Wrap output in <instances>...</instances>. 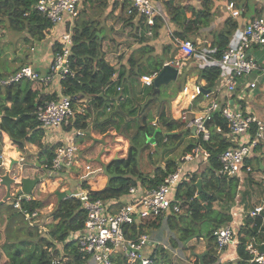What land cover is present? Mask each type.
I'll return each instance as SVG.
<instances>
[{"label": "trees", "instance_id": "trees-1", "mask_svg": "<svg viewBox=\"0 0 264 264\" xmlns=\"http://www.w3.org/2000/svg\"><path fill=\"white\" fill-rule=\"evenodd\" d=\"M37 0H0V16H7L10 26H14L19 29H26L30 36L35 39H40L44 36V31L48 27V21L41 15V13L34 8V4ZM98 4L105 5L104 0H94ZM164 6L168 9L171 14L170 20L178 27L174 29V33L181 38H187L193 36L198 32L200 27L205 26L207 23L206 18L210 15L206 9H200L195 12L198 18L183 19L179 22L183 15L182 6L176 5L170 0L163 1ZM97 4V7L99 6ZM126 6V3H123ZM116 17H125L123 12L118 11L115 14ZM126 22L131 23V19L135 16V12L127 15ZM204 17V21L201 17ZM139 31L133 32V35L137 37V43L139 49L145 52H151L150 44L145 39V20L142 16H139ZM93 19L88 16L87 20L75 22L73 26L72 38L73 45L71 47L70 62L74 69V75L72 77H66L60 80L62 92L68 95L71 99L72 106L77 99L82 97H89L91 99V107L97 111L99 117L100 114L108 110V116L100 122L99 130L105 132L111 127L118 126V131L128 139L129 145L127 153L124 157L113 158L105 164V172L107 175V182L105 186L100 190H90V193L95 197H100L104 200L117 199L121 194L125 193L130 185L139 183L141 186L147 188L157 185L163 180V177L170 171H172L177 163L174 159H167L164 165L156 164L151 170L145 172L141 171L138 167L140 149L144 146L167 143L168 141H175L178 134L173 131L178 130L181 125H184L183 121L172 118L169 110L170 99L181 90V81H178L172 92L164 100L160 91H153V84L145 85L140 81V73L137 69V60L135 61L132 54L127 58V63H123L118 67L110 64L102 56L100 50V34L99 27L92 25ZM229 20H226V23ZM3 21L0 20V23ZM162 22L156 20L154 26V35L159 33V28L162 27ZM236 26L235 21H231L230 26L226 32L230 33ZM97 32H99L97 34ZM220 30L216 33L215 51H208L207 53L211 57H219L222 49L226 44V33H221ZM194 38V37H193ZM195 39V38H194ZM195 45V52L190 58L195 59L196 53L199 52V45L197 40H192ZM57 42L53 43V53L57 48ZM162 53L167 58H170L176 51L175 47L170 44H164L161 47ZM209 59V58H208ZM212 60V59H209ZM128 65V66H127ZM220 65L213 62L209 65L205 64L200 67L198 72V80H204V87L211 88L216 82L220 73ZM115 75V77H113ZM184 76H182L183 78ZM11 86V85H10ZM10 86H7L9 89ZM119 87V89L117 88ZM1 88V87H0ZM8 93V92H7ZM8 98L10 96L8 95ZM56 95L51 94L47 99H55ZM6 101V99H5ZM3 103V104H2ZM4 101L0 103V109L5 107L8 111V121H11L14 116L22 117L26 120L25 125L18 124L15 120L13 125L17 124L20 126L23 135L21 137L12 138V141L18 146L20 150L24 149L26 142L36 143L40 149V153L45 154V158L41 160L38 158L40 164L49 163L53 149L56 145L43 144L39 141L42 136V128L38 121L35 119L33 110L35 106L31 104L32 112H25L19 103L13 101L10 108L3 106ZM243 108V107H241ZM75 115H81L76 113ZM75 117L73 122L68 124L78 125L81 118ZM155 120V122H152ZM209 129V138L207 140H201L198 136L197 140L203 144L211 152V156L208 162L212 168H219V161L217 154L223 149L232 145V140L228 134V127L226 120L223 118L220 110L213 112L210 120L206 122ZM84 124H82V127ZM220 130L217 131L216 128ZM255 127L252 125L250 131L253 133ZM152 138V140L150 139ZM189 143L185 151L189 150L190 147L197 142ZM184 151V152H185ZM153 151L149 150L148 156L151 158ZM209 174L204 177V174L191 171L188 174L189 179L185 181L186 194H193L196 191L195 180L201 178V191L197 195L193 196L189 201L184 200L181 202L182 211L173 212L168 215L167 227L177 231L181 241H185L188 237L194 236L201 232L202 228H205L208 233L206 253L202 257L203 264H209L217 261V251L215 248L214 236L212 230L209 231L208 227H218L224 223L231 221L233 216L230 212H224L225 214L220 219H212L209 223L198 225L197 223V211L200 208H211L213 203L220 199L221 201H227L231 205L227 206V210L233 206L242 205V223L239 228V232H243L251 237L255 246L259 250H264V214L251 216L249 214L250 209L262 199L264 188L259 182L251 180L249 173L245 178V184L237 187V177H227L217 174L214 169L210 167ZM211 170V171H210ZM201 174V175H200ZM228 181V182H226ZM258 186V188H256ZM86 187V186H84ZM240 190V194L236 197V194ZM178 193V192H177ZM196 193V192H195ZM237 198L234 203L232 200L234 195ZM45 196L43 192L38 190L36 198L30 202H23V205L32 209L39 208L45 205L44 201H41V197ZM225 196V197H224ZM255 197V199H253ZM56 206L53 210L55 222L49 223L50 235H46L45 232H38L37 226L29 228L27 234H29L28 240L21 239L20 244L14 245L13 256H9L7 253L8 264H23L25 259L26 263L30 264H55L56 258H65L69 263L77 264L80 260L81 254L78 252L77 245L74 239L70 238L69 233L74 232L82 226L85 212L81 206V201L75 196H66L60 201L55 202ZM11 206V205H10ZM13 209V208H12ZM183 211H187L185 214L188 215V222L197 227L194 228L189 224H184L181 227L178 226L177 220L182 217ZM199 212V211H198ZM197 219V220H196ZM156 225L157 222H151ZM150 224V225H151ZM35 228V230H34ZM144 229V226L136 222L129 225L126 229L129 236H135L137 231ZM69 235V236H68ZM10 238L5 239L1 246L5 251L6 246H11ZM17 241V240H16ZM10 242V243H9ZM29 244V249L25 253V259L19 258V255L23 253V243ZM173 244L175 240L172 241ZM155 249L152 253H157ZM6 252V251H5ZM160 259L158 264H174L169 256L163 253V250L158 252ZM237 261L236 264H258L250 261L247 253L245 252L244 244L238 242L236 244ZM158 255L155 256L157 258ZM13 261V262H12ZM199 258L196 257V262H199ZM32 262V263H31ZM160 262V263H159ZM118 264H123L122 260L118 261ZM153 264V263H152Z\"/></svg>", "mask_w": 264, "mask_h": 264}, {"label": "crops", "instance_id": "crops-1", "mask_svg": "<svg viewBox=\"0 0 264 264\" xmlns=\"http://www.w3.org/2000/svg\"><path fill=\"white\" fill-rule=\"evenodd\" d=\"M102 1V0H101ZM106 2L105 5H102L101 3L98 4L94 0H84L83 3L80 6L79 14L77 17L76 22L87 20L88 16L91 17L89 14H96L98 8H100V12H102L103 17L100 19L91 17L93 19L92 25L99 27L100 29H113L117 30L115 32H112L110 37L106 33L100 34V50L102 53V56L107 60L110 64L114 65L115 67H118L119 65H122L123 63H127V58L132 54L133 59L137 60V69L138 73H140V81L142 82V77L146 76L147 73L151 74V72L160 70L164 62L172 59V58H180V52L177 50V46L173 43L170 33L168 32L167 28L162 25L161 28H159V33L154 38V42L156 41V44L150 43L153 45L150 46L152 49L151 52H145L139 49V45L132 46V48L127 52H122L121 48H123L122 44L119 42L118 48L119 50L114 51H106V48L110 45H114V40L119 41L121 39H128L131 38L126 34L124 36L121 34L119 36L118 30L122 28V26L126 31L134 29L135 31H139V17L134 16L133 19H131L130 22H126L127 14L124 10L123 1L122 0H104ZM228 1L231 0H173V3L176 5L182 6L185 10H183V15L180 18L179 22L183 19H187L194 17L198 18L197 14L195 12L197 10L206 9L207 12H209L208 19L201 17L205 23H207L205 26L200 27L199 33L188 36L187 39L190 40H197L199 45V52L196 53L195 59L194 58H185V60L180 59L182 62V65L180 69L178 70L177 78L169 83L171 85L166 86L164 88V97H162L164 100L167 99V96L172 92L173 88L178 82V78L181 81V90H179L169 101V112L172 116V118L177 119L179 121H183L179 113H175V110H179L180 113H184L186 116V119H189L196 114H199L203 107H205L210 100H217L222 105L228 103L232 106L237 107H243L245 110L252 112L255 114L258 118L262 119L264 121V76L260 75L257 70L253 71L250 74H246L243 77L239 79L238 85L236 89L232 92H228L225 90V88L221 85V83L216 80L214 85L211 88L204 87L205 81L204 80H198V72L200 67L204 66L205 64L209 65L214 62V60H209L204 53L206 54L208 51H215L216 45L214 44L216 39V33H218L220 30H222L221 33H226V44L234 43L236 40H238L242 35L243 27L246 25L247 22H249L251 19L258 17L261 15V13L264 10V6L262 3V0H233L235 2L236 7L239 8V14L236 16H232L229 11L226 8V4ZM97 4L99 5L97 7ZM96 7V8H95ZM120 11L123 12L124 16L123 19L120 17H116L115 14ZM166 12V11H165ZM168 17V29L171 30V32L174 33V29H177L178 27L170 20V15L166 13ZM7 17V16H2ZM0 16V20H2L3 24L6 22L4 19H2ZM226 20H229L226 23ZM123 21L127 24H123ZM231 21L236 22V26L232 29L230 33H227L226 30L230 26ZM9 22V21H8ZM2 25V24H0ZM7 26H10V23H8ZM166 30H165V29ZM123 29V28H122ZM164 29L165 31L163 32ZM24 31L25 38L32 39V43H30L29 47L27 49H24L20 51L17 47L14 48V54L7 56V59H13L12 57L15 55L13 62L14 64H11V67L6 71H0V76L8 75L15 70L19 68L22 64L29 63L34 66L35 69L38 70V72L43 75L47 72L48 64L52 58L53 55V43L56 41V38L58 34L54 33V30H52V34L49 32H46L44 36L40 39H35L30 36L29 32H27L26 29H21ZM60 29H57V31ZM101 31V30H100ZM99 32H97L98 34ZM154 34V33H153ZM164 34V36H163ZM195 39H194V38ZM181 38V37H179ZM6 39V37L0 36V41H3ZM148 41V40H147ZM159 43H158V42ZM117 43V42H116ZM165 43L173 45L176 48V51L170 58H167L164 56V53H162L161 49L158 48L159 44ZM162 46V45H161ZM172 46V47H173ZM134 47H137L133 50ZM224 49V48H223ZM133 50V51H132ZM248 54L252 56L259 64L264 63V45L260 44H254L249 50ZM18 56V57H17ZM215 58V57H213ZM23 63H21V62ZM142 61H145L148 72L140 71V63ZM128 66V65H127ZM148 74V75H149ZM182 76H184L182 78ZM115 77V75L113 76ZM168 85V84H167ZM200 85L202 90L208 89L209 92H203V94H197L194 97L190 98L188 94L192 92L194 89V86ZM160 91V88H159ZM8 92V93H7ZM62 89L60 85L59 79H54L52 82L45 84L40 81H22L15 83L9 87V89L6 87L0 88V103L4 101L3 106H6L7 108H10L11 103L13 101H16L19 103V107L23 109L25 112H32L31 109L33 106H36L39 102L47 99L50 97L51 94H55L56 98L61 94ZM205 93H207V96H205ZM8 95L10 98H8ZM6 99V101H5ZM3 104V103H2ZM83 108V111L80 112L79 110ZM74 113H81L84 115H75V117H83L81 118L78 125H63L59 128H55L52 130H46L42 128V136L40 137L39 141L43 143L44 145H51V144H60L62 142L67 141L68 139L74 140L78 144V154L79 159L76 161L74 166L67 171H63L59 173L57 176H48L46 170L42 167L44 165L40 164V166L35 165V161H38V158L43 160L45 158L44 153H40L39 147L36 145V143L26 142L24 145V149L20 150L18 146L12 141V138H19L23 135V132L18 124L25 125L26 120L19 116L11 117L12 120H15L18 122L16 126L13 125L12 122L14 121H8V118L10 117L8 114V111L5 107L0 109V155H4L9 159V165L12 170L15 169L14 165H19L18 169H21V165L17 164V162H14L13 160L20 161L21 158H26L27 153L31 156L28 159L33 162V165L35 166L34 172L30 175H34L35 173L38 175H41L42 178H44L40 183L37 185V189L40 192H43L45 194L46 199L43 198V196L40 198L41 201L45 202V205L42 207L37 208L39 210V216L37 220V231L39 232H45L46 235H50L51 232L48 229L49 223L55 222V216L53 214V210L55 209V202L56 200L53 199V194H55L56 199L58 201L57 191L59 192H67V195L71 192H74L75 190H78L80 187L86 186L89 190H100L102 189L106 182H107V175L105 172V164L109 162L113 158L118 157H124L127 153L128 149V139L123 136L122 133H120L118 130V126L111 127L105 132H101L99 130L100 122L103 121L108 116V110L104 111V113L100 114L99 117L97 115V111L91 107V99L89 97H82L77 99V101L73 105ZM74 118H72L71 123L73 122ZM152 122H155V120H152ZM184 123V122H183ZM82 124L84 126L82 127ZM184 126L186 129L189 130L190 133L186 135L178 136L175 140V143L177 145L182 144L185 141V138H190L191 142L193 143L197 140L198 135L195 134L193 127L187 126V123H184ZM82 131V134H77L76 131ZM175 134H178V130L173 131ZM251 132V131H250ZM179 135V134H178ZM185 137V138H184ZM230 140H232V145H235L238 142L237 137H230ZM186 152V151H185ZM184 153V152H183ZM181 153L176 159H174L177 163V165L180 163L179 158L183 154ZM83 158V160H80ZM171 159V158H170ZM208 160L200 161L196 166L191 165L192 161L183 163V166L187 168L190 171L198 172L200 170L201 164H206ZM13 162V164H11ZM163 161L159 160L158 165H164L162 163ZM86 163H89L91 165V169L86 171L84 169V165ZM245 163L247 165H250L252 170L249 173V176L251 177V180H255L254 182H260L262 185H264V133L263 138L261 142L253 149V151L250 153V155L245 159ZM196 164V163H195ZM155 164L153 165V167ZM195 167V168H194ZM198 168V169H197ZM206 169L208 167L206 166ZM151 170V169H150ZM218 170V169H217ZM40 171H43L40 173ZM13 172V171H12ZM218 173V172H217ZM247 172H242L237 176L238 184L237 187L242 186L245 184V178L248 175ZM24 175V174H23ZM228 177V176H227ZM200 178V177H198ZM198 178L195 180V184L198 181ZM189 177H187L186 180H188ZM185 180V181H186ZM185 181H183L178 188L176 189L179 193H185L186 194V184ZM228 182V181H226ZM79 185V187H78ZM202 186V183H201ZM0 191L2 192L3 196L0 197V213L2 219H0V231L3 230L4 227L11 228L12 230L8 231V237L11 239V249H14V245L17 243L20 244L21 239L28 240L29 234H27V231L29 230V226H27L26 222L22 218L21 214L14 209L8 201L5 200V197L7 196V189L4 184L0 183ZM85 188V187H84ZM264 188V187H263ZM33 190V189H32ZM10 191V190H9ZM196 194L200 191H198V187L196 186ZM34 193V192H33ZM240 194V190L236 194V197ZM36 198V195H34ZM233 202L235 203L237 198L235 197V194L233 195ZM225 197V196H224ZM264 193L261 197L263 199ZM225 201H221L220 199H217L211 208H200L199 214H208L211 217V219L214 218V220L220 219L225 214L224 212H230L233 216L231 221H228L226 223L237 225L238 221H242V205L239 204L238 206H233L229 210H227V206L224 205ZM2 204H5V207H3ZM189 204V201H188ZM13 208V209H12ZM197 211V212H198ZM185 212V211H183ZM187 212V211H186ZM241 212V216L239 213ZM197 219L198 225L201 222V225L207 224L208 222L205 219H200L197 216H195ZM240 218V219H239ZM168 224V216L165 218H162L160 221H157L156 225H150L149 227H156L158 224ZM225 224V223H224ZM164 226V225H163ZM34 227V226H33ZM16 228L17 234H13L12 231ZM240 226L238 227L239 231ZM156 229V228H155ZM167 229V228H166ZM237 229V226H236ZM7 230V229H6ZM35 230V228H34ZM155 231V230H154ZM166 235H172L173 229H167ZM205 233V228L201 229L200 233H197L194 236L188 237L185 241H181L178 239L179 235L178 233H175L174 237H176L175 243L171 246L172 254H171V261L172 263H177V255H179L181 260H184L182 258V254L178 251V248L182 247L188 242L197 241L198 243L195 244V246H199L197 248H191L193 250V256L191 257L190 262H194V264H203V262H196V257L199 258V254L203 255L206 253V245H207V238L205 237L203 240H200L199 237ZM75 233L70 232V238L73 237ZM150 237L152 240H162L164 236L162 231L157 232V235H154V232H149ZM68 235V236H69ZM158 237V238H157ZM30 238V237H29ZM17 240V241H16ZM9 242V243H10ZM166 245V243H164ZM236 242H232L229 245H227L222 251L217 252V261H225V262H235L237 261V253H236ZM23 247H26L27 250L29 249V244L27 242H24ZM157 249V246L156 248ZM201 257V260H202ZM178 258V257H177ZM200 260V258H199Z\"/></svg>", "mask_w": 264, "mask_h": 264}, {"label": "built area", "instance_id": "built-area-1", "mask_svg": "<svg viewBox=\"0 0 264 264\" xmlns=\"http://www.w3.org/2000/svg\"><path fill=\"white\" fill-rule=\"evenodd\" d=\"M83 1L37 0L35 2L34 8L51 26L63 24L65 30L56 38L57 48L54 50L45 74L41 75L32 64L25 63L14 72L0 76V87L22 81H40L48 84L56 78L61 80L74 75V69L70 62L73 45L72 32ZM122 1L126 3L124 10L127 15L135 12L136 16L144 18L146 35H153L156 20H160L167 28L173 43L180 52V58H172L164 64L172 65L179 70L182 65L180 59L185 60V58L191 57L195 52V45L192 40L179 38L168 29L164 0ZM170 1L173 2V0ZM262 3L264 6V0ZM226 8L232 16L239 14V8L236 7L233 0L227 2ZM254 44L264 45V10L260 16L246 23L241 37L234 43L225 46L219 57L213 58L208 53H204L207 58L213 59L220 65L221 69L217 80L226 91H234L239 79L255 70L264 76V63L259 64L256 59L248 54V50ZM157 73L158 70L143 76V84H152ZM117 88L119 89V87ZM202 91L201 86L196 85L188 95L192 98ZM217 110H220L226 120L229 136L238 138L235 145H230L217 154L219 161L217 172L228 177L237 176L242 172H250L252 168L245 163V159L263 138L264 121L262 119L244 108L228 103L222 105L215 99L210 100L199 114L189 119H186L185 114L180 113L179 110H175V113H179L180 118L184 123H187V126L193 127L195 134L200 136L201 140H207L209 129L206 122ZM79 111L82 112L83 108ZM33 114L41 128L52 130L70 124L75 113L70 97L61 93L55 99H45L39 102L35 106ZM252 125L255 127L253 133L250 132ZM216 130L219 131L220 128L217 127ZM76 133L79 135L82 134V131L77 130ZM210 156L211 152L197 140L189 150L181 155L180 163L155 186L145 188L139 183L133 184L117 199L111 200L95 197L87 187L71 192L68 196H76L81 201V206L85 212L82 226L73 232L75 234L72 237L76 242L78 252L81 254L77 264H118L119 260H122L123 264H152V252L160 241L151 239L147 227L150 226L151 222L160 221L170 213L182 211L181 202L190 201L193 196L197 195L194 192L188 196L176 191L191 172L183 166V163L195 161L198 164L200 161L208 160ZM78 159V144L74 140L68 139L55 145L50 162L44 163L42 167L48 176H57L63 171L70 170ZM84 169L88 171L91 169V165L86 163ZM4 174L13 177L14 183L17 184L13 191H9L5 200L21 214L27 226H37L39 210L37 208L30 209L23 205V202H30L35 199L32 190L28 194L18 191L21 187L20 180L12 172L9 159L0 155V182ZM43 179L41 177V181ZM249 214L251 216L264 214V197L250 209ZM239 215L241 216V212ZM135 222L137 227L138 224H141L144 229L138 230L135 236H129L126 229ZM241 223L240 220L237 225L225 223L214 228L208 227L209 231L212 230L216 251H222L232 242H242L249 260L264 264V250H259L249 235L238 231ZM208 233L205 230L199 239L207 238ZM54 261L55 264H72L65 258H56ZM209 264H235V262L216 261Z\"/></svg>", "mask_w": 264, "mask_h": 264}, {"label": "rangeland", "instance_id": "rangeland-1", "mask_svg": "<svg viewBox=\"0 0 264 264\" xmlns=\"http://www.w3.org/2000/svg\"><path fill=\"white\" fill-rule=\"evenodd\" d=\"M161 7H163V6L161 5ZM164 9H165L166 13L171 16V14L169 13L168 9L165 8V6H164ZM96 10H97L96 14H89V15L91 17L98 18V19L103 17L102 12L98 13V12H100V8H98ZM122 19H123V17H122ZM4 23L5 24L0 23V24H2V25H0V36L6 37V39H4L3 41H0V71H6V70H8L11 67V64H14L13 60H14V58L16 56L14 55L12 57L13 58L12 60L11 59H7V56L14 54L13 52H14V48L15 47H17L18 49H20V51H22L24 49H27V47H29L30 43H32V39L25 38L23 30H21L19 28H16L14 26H7V22H4ZM123 24L125 25L126 23L123 21ZM122 28L120 30H118V32L120 34L119 36H121V34H123V32H124L125 33L124 36H126V34H127L131 38H128V39L124 38V39H121L119 41H116L115 39H113L115 44L108 46L106 48V51H108V52L109 51L117 52L116 50H119L118 45H117L119 42L123 46V48H121L123 53L129 51L132 48V46H137V44H138L137 43V37H135L133 35V32H135V30L132 29V30H129V31L125 32V29H124L123 26H122ZM57 29H60V30L57 31ZM164 29H162L163 32L166 30V29L165 30ZM52 30H54L55 34L59 35L62 31L65 30V26L63 24H58L56 26H51L49 24L48 27L46 28V30L44 31V33L49 32L50 34H52ZM99 30H101L102 33H106L107 35H109V36H106V37H110L112 32L117 31V30H113L111 28H109V29H100L99 28ZM199 31H202V30H199ZM144 36H145V39L148 40V42L150 41V43L156 44V41L154 42L153 40H154V38L157 35L153 34V35L148 36V35L145 34ZM163 36H164V34H163ZM165 44H167V43H165ZM169 44L171 45V43H169ZM161 45H163V43L159 44L158 48L161 49V47H162ZM151 46L153 47V45H151ZM171 46H173V45H171ZM136 48L137 47H134L133 50L136 49ZM21 63H23V62H21ZM139 65H140L139 69H140L141 72L142 71L148 72V69H147L145 61H142ZM148 74L149 73H147L146 76ZM178 81H180L179 78H178ZM169 85H171V83H168V85L165 84V85L161 86L162 97L165 96L164 95V88H166V86H169ZM201 94H203V92H201ZM178 129H179V132H178L179 135L178 136L182 137V135H186V134L190 133L189 130L186 129V127L184 125H181ZM190 142H191L190 138H185V141L182 144H179V145H177L175 143V141H173V142L168 141L167 143L160 144L158 147L155 146V145L144 146L142 149H140V153H139V156L142 155V157L139 159V164H138L139 169L141 171L145 172L147 170H150L153 167L154 164L155 165L158 164L159 160L163 161L162 163H164L167 159H170V158L171 159H176L181 153H183L186 150L187 145ZM149 150L153 151V153L151 155V158H149V156H148ZM29 157H31V156L27 153L26 158H27V161L30 162V164H23L21 166L22 167L21 169H18L19 165H14L15 169H13V173L21 170V172L24 175H31L34 172V170H35V166L33 165V162L28 159ZM80 160H83V158H81ZM191 165L196 166L197 162L192 161ZM206 166L208 168L210 167L211 170L214 169V168H212L211 164L208 161H207L206 164H201L200 165L201 168L198 171V173L204 174V177L207 176L210 173L209 169H206ZM214 171L217 173V169H214ZM41 172H43V171H40V173ZM16 185H17L16 183H12L11 187H10V190L13 191L15 189ZM37 186L38 185L36 184L33 187L32 192H34L33 193L34 195L38 194V189L36 188ZM78 187H79V185H78ZM261 187L263 188L264 185H262ZM256 188H258V186H256ZM0 189H2V188L0 187ZM2 196H3V194L0 191V197H2ZM43 198L45 200H48V199H46L45 196H43ZM53 199L56 200L55 194H53ZM253 199H255V197ZM2 205H3V207H5V204H2ZM224 205L225 206H229V205H231V203L225 201ZM185 213H186V211L181 214V215H183L182 217L178 218L179 219V220H177L178 226L181 227L184 224H189L196 231L197 227L188 222V215L185 214ZM197 215H198V217L200 219L201 218L205 219L207 222L208 221L210 222L212 220L211 217L209 216V215H211V213H208V214L200 213L199 214V212H197ZM1 216L2 215L0 213V219H2ZM166 228L169 230L167 225L163 223V224H158V226H156V227H153V226L149 227L147 230L149 232H154L155 236L157 235V232H160V231H162L163 234L166 235V233L168 232ZM11 230H12L11 228L4 227V229L3 230L1 229V231H0V264H8L7 254L9 256L14 257L12 255L14 251H13V249H11L10 246H6L5 247V251L6 252L3 249L1 251V246H2L3 242L5 241V239L9 238L8 234L10 233ZM8 231H9V233H8ZM177 231L179 232V230H173V233H172L171 236L170 235H166V237L164 236V238H162V240H159L160 242L157 245V250H159V251L163 250V253L166 256H169L170 258H171V254H172V250H171V246L173 245L172 241L176 240V237H174L175 236L174 234L177 233ZM12 233L13 234L15 233V235L17 234L16 228L12 231ZM187 241H190V240H186L185 243H187ZM164 243H166L165 246H163ZM197 243H198L197 241L188 242V244L184 245L183 248L182 247L178 248V251L182 254V258L184 260H181L179 255H177V257H178V258L176 257V259H177L176 262L177 263H175V264H194L193 261L190 262L191 257L193 256V250L191 248L199 247V246H195V244H197ZM26 251H27V248L23 247V253H22V255H19V258H21L22 260H23V258L25 259L24 256H25ZM159 251H157V253L155 252L154 254L152 253L153 264H158V260L160 259V254L158 253ZM156 255H158L157 258H155ZM26 262H27V259H25V262L23 264H30V262L29 263H26ZM13 264H15V263H13Z\"/></svg>", "mask_w": 264, "mask_h": 264}, {"label": "water", "instance_id": "water-1", "mask_svg": "<svg viewBox=\"0 0 264 264\" xmlns=\"http://www.w3.org/2000/svg\"><path fill=\"white\" fill-rule=\"evenodd\" d=\"M2 19H4L7 22L8 25V18L7 17H2ZM177 74H178V68L169 65V64H163L162 67L160 68V70L158 71L157 75L153 78L152 84H153V91L158 92L159 91V86L162 84H168L169 82L175 80L177 78ZM204 92H209L208 89H203ZM152 140V138H150ZM14 162H17V164H20L21 166L23 164H30L29 161H27V159L22 158L20 161L18 160H13ZM11 164H13V162H11ZM35 165L36 166H40V163L38 161H35ZM12 168V165H11ZM13 171V170H12ZM20 180V185L21 187L18 189L19 192H24L26 194L30 193L31 190L33 189V187L40 183L41 181V175L38 174H34L32 176L30 175H23V173L20 171H17L14 173ZM1 184H4L6 186L7 189V196L9 195V190L11 187V184L14 183V178L9 176V174H4L2 176V180L0 182ZM198 187V191H201V178H198V181L195 184ZM67 192H59L57 191V196H58V201H60L62 198H65ZM70 194V193H69ZM68 194V195H69ZM202 254H199V258H200V262H202L201 260Z\"/></svg>", "mask_w": 264, "mask_h": 264}]
</instances>
